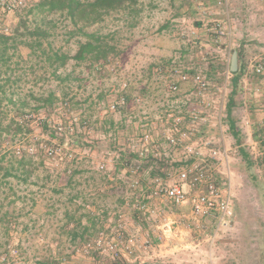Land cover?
Masks as SVG:
<instances>
[{"label": "rangeland", "instance_id": "1", "mask_svg": "<svg viewBox=\"0 0 264 264\" xmlns=\"http://www.w3.org/2000/svg\"><path fill=\"white\" fill-rule=\"evenodd\" d=\"M37 1L0 0V33L12 34ZM142 2L135 19L114 12L88 28L116 45V55L103 67L70 60L57 77L45 58L20 49L15 83L0 94V158L18 167L0 183V264H193L199 259L195 251L168 246L157 226L169 216L182 220V235L204 251L210 249L207 237L214 234L216 219H208L205 231L194 224L188 228L189 203L174 206L151 196V190L176 182L189 194L204 190L205 184L179 177L197 154L206 158L201 166L217 175L219 168V183L226 182V168L211 159L212 150L228 153L235 206L231 224L212 245L214 257L218 264H264V199L226 122L228 69L241 48L247 75L234 115L255 159L264 156V96L257 91L264 75L254 72L264 61V0ZM49 18L54 24L45 48L74 55L85 37L71 38L73 27L61 15ZM218 24L226 34L218 33ZM8 74L3 69L2 82ZM197 75L206 80L205 90L198 89ZM50 92L58 98L55 107L34 110L36 98ZM11 95L28 98L27 105L16 108ZM115 102L118 109L112 111ZM23 114L30 131L13 138L6 128ZM192 114L198 119L189 133ZM44 120L59 130L55 137L43 128ZM172 134L175 144L168 138ZM122 155L132 156L131 164ZM21 158L30 163L19 168ZM152 160L167 163L161 169L165 176L152 177ZM258 162L255 172L264 183ZM102 234L119 242L133 238L129 257L85 250Z\"/></svg>", "mask_w": 264, "mask_h": 264}, {"label": "trees", "instance_id": "2", "mask_svg": "<svg viewBox=\"0 0 264 264\" xmlns=\"http://www.w3.org/2000/svg\"><path fill=\"white\" fill-rule=\"evenodd\" d=\"M142 6V0H38L31 6L28 15L20 19L19 24L14 27L12 34L0 33V94L5 92L6 87L13 86L15 83L18 75L15 66H19L21 63L20 60L15 61V59L22 57L20 54L22 47L31 49V53L37 58H45L54 76H57L58 71L65 67L70 60H74L78 64L89 62L96 67L105 66L116 55V45L110 41L109 36L99 32H89L88 28L102 23L105 21L107 15L114 12L124 11L128 15L134 16L135 19V16L142 11ZM56 14L61 15L72 25L71 38L76 35L85 37L84 41H79L78 49L74 55L55 51L52 46L49 49L44 46V40H47L50 35V26L54 24V20L49 18V16ZM30 15L34 16V18H31ZM235 50L238 51L239 67L236 72H232L230 67L228 69L231 77L229 81V92L227 94L226 122L229 132L235 139L238 154L245 165L249 179L264 199V183L255 172L256 166L258 164L260 165L258 162L260 159L261 164L264 166V156L259 160L255 159L249 147L243 142L242 130L238 124L239 120L234 115L235 108L239 104V97L244 90L243 83L247 75L246 67L243 63V51L241 48H236ZM3 69H5L6 74L9 73L4 82L1 81ZM3 99L0 95V106ZM36 100L38 104L34 110L39 111L41 109L55 107L58 98L54 92H50L48 94H41ZM9 101L21 110L22 107L27 105L28 98L21 96L15 98L14 95H11ZM26 116L27 114H23L19 120L13 118L8 124L6 131L13 133V138L16 135L30 131L27 123L24 121ZM41 124L45 131L51 133L52 137H55L56 132L59 131L57 128H53L48 120H44ZM254 135L257 140L260 139L257 137L256 132ZM122 156V159H126L127 163L131 164L133 160L132 156ZM4 159L0 158V183L3 179L15 175L14 170H18V167H15L14 164H6ZM153 162H158L159 165H155ZM28 163L30 162L23 158L18 160L19 168L26 167ZM176 164L179 165V163ZM152 165V177L162 173L161 169L167 167L165 161L152 160ZM130 166L134 167L133 165ZM26 172L29 173L30 170H25L24 173ZM161 175L162 177L165 176L164 173ZM138 213H141L140 210Z\"/></svg>", "mask_w": 264, "mask_h": 264}, {"label": "built area", "instance_id": "3", "mask_svg": "<svg viewBox=\"0 0 264 264\" xmlns=\"http://www.w3.org/2000/svg\"><path fill=\"white\" fill-rule=\"evenodd\" d=\"M216 29L220 35L226 34L223 30V26L218 24ZM254 72L257 75H264V61L258 62L254 65ZM186 79V76H184ZM195 82L198 85L200 91L205 90L207 87V82L205 79L201 78L200 75L195 76ZM127 84L124 83L123 87ZM171 88L175 91L177 90L176 84H173ZM257 91L264 94V81L258 85ZM139 101V99H138ZM119 102L110 104V109L115 111L118 109ZM197 115L192 114L191 116V126L189 127L190 132L196 131ZM175 121L180 122L181 118H176ZM71 128V127H70ZM187 132H183L182 136H187ZM169 140L171 143H177V138L174 135H170ZM188 147V146H187ZM190 148V147H189ZM52 154V152H49ZM143 154V152H142ZM221 155V156H220ZM199 154L195 156L191 165L187 168H183L179 173L180 181L190 182L193 185L202 186L205 184V188L202 191H197L196 193L189 194L183 184L176 182L174 184H169L167 187L163 186L162 183H157L156 186L151 190V196L156 198H165L170 201L174 206L183 207L186 203H189V217L191 222L188 224V228L194 224L195 227L201 228L205 231L208 228V219L212 216L216 220L214 221V234L207 237V241L210 242V249L207 250H197L199 244L193 242L191 237L182 235L184 223L182 220L174 219L172 216L168 217V223L163 225H158L157 228L161 233H163V238L167 240L168 232V246L176 248H189L192 249L196 257H199L193 264H218L214 254L212 252V245L217 240L219 232L223 227L231 224L234 214L235 206L232 193V175L233 172L229 167V156L227 151L220 153L216 150H212L210 157L225 166L226 171V182H220L219 174L223 173L219 168L218 175L213 174L212 170L204 168L201 166L202 161H206V158H200ZM201 161V162H199ZM217 166V167H218ZM158 181V180H156ZM94 245V246H93ZM134 246V239L128 238L125 241H117L115 239H110L104 234L100 235L94 242H88L85 250H90L95 247L100 252H108L111 256L116 258L129 257L132 247Z\"/></svg>", "mask_w": 264, "mask_h": 264}, {"label": "water", "instance_id": "4", "mask_svg": "<svg viewBox=\"0 0 264 264\" xmlns=\"http://www.w3.org/2000/svg\"><path fill=\"white\" fill-rule=\"evenodd\" d=\"M238 51H234L231 58L230 70L236 72L238 70Z\"/></svg>", "mask_w": 264, "mask_h": 264}, {"label": "crops", "instance_id": "5", "mask_svg": "<svg viewBox=\"0 0 264 264\" xmlns=\"http://www.w3.org/2000/svg\"><path fill=\"white\" fill-rule=\"evenodd\" d=\"M183 14H186V12H184L183 11ZM259 96L258 97H260V98H262V96H264V94H262V93H260V94H258ZM262 95V96H261ZM263 99V98H262ZM262 103V102H261ZM258 115H260L259 113H258ZM261 115H264V114H262L261 113ZM262 117H264V116H262ZM262 122H264V121H262ZM166 242L168 243V232H167V240H166Z\"/></svg>", "mask_w": 264, "mask_h": 264}]
</instances>
